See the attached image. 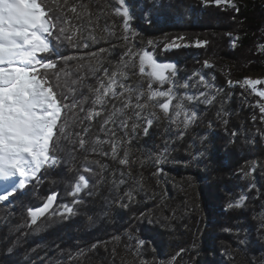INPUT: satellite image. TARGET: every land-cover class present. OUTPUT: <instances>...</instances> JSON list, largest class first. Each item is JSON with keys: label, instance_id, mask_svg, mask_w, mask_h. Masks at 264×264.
<instances>
[{"label": "trees", "instance_id": "trees-1", "mask_svg": "<svg viewBox=\"0 0 264 264\" xmlns=\"http://www.w3.org/2000/svg\"><path fill=\"white\" fill-rule=\"evenodd\" d=\"M68 3L87 6L97 36L87 41L88 48H74L67 41L58 45L62 55L84 58L79 63L85 67L79 71L76 60L57 64L62 68L66 63L65 71L71 73L62 75L61 84L67 80L75 99L87 97L85 112L93 107L90 87L97 88L101 80L107 83L104 69L111 73L125 63L129 67L123 69L128 73L123 83L139 85L147 97L148 80L135 74L139 57L130 59L131 49L148 51L157 61L176 66L173 105L181 101L197 116L184 127V114L175 117L173 107L169 116L175 123L159 108H145L139 117L128 109L126 128L117 115L115 123L102 130L100 121L121 105L109 97L100 117L82 124L78 120L69 129L73 133L92 125L84 148L61 141L62 150L55 153L58 162L0 202V264H264V113L258 106L264 101L250 88L228 83L250 73L264 74V0H240L239 11L206 6L203 0H125L133 17L128 32L123 17L113 11L120 7L118 0ZM88 20L84 16L76 23L87 25ZM88 31L92 28L83 35ZM177 37L190 46L167 49ZM196 40L208 43L196 47ZM91 52L97 56H89ZM98 60L102 66L93 73L88 62L95 65ZM205 61L214 67L205 66ZM81 76L79 83H72ZM169 87L152 84L156 90ZM79 109L75 111L83 117ZM134 122L139 125L135 130ZM96 138L109 143H92ZM116 141L120 143L114 158ZM164 149L167 162L154 165L148 157ZM125 152L127 165L119 162ZM85 165L91 170L83 171ZM158 167L164 171L154 175ZM79 175L88 180V187L73 196ZM53 194L52 205L32 224L29 209L46 205ZM241 196V207H228ZM65 205L73 209L71 214ZM139 240L145 241L142 247Z\"/></svg>", "mask_w": 264, "mask_h": 264}, {"label": "snow or ice", "instance_id": "snow-or-ice-1", "mask_svg": "<svg viewBox=\"0 0 264 264\" xmlns=\"http://www.w3.org/2000/svg\"><path fill=\"white\" fill-rule=\"evenodd\" d=\"M203 3L206 6L214 4L217 7L226 5L239 11L234 0H203ZM118 4L120 7L114 8V14L123 17V27L125 32H128L130 31L129 21L133 17L125 0H118ZM78 8L81 10L78 11ZM68 13H72V15L69 16ZM84 16L89 18L87 25L76 23ZM91 16L86 5L69 4L68 0H63L62 3L61 0H0V185H2L0 202L8 200L14 193L22 190L29 177L36 179L37 173L41 169L55 165L59 160L55 153L62 150L61 141L70 140L73 144L78 143L83 149L88 143L84 137L91 128V123L84 128L82 133H73L69 129L78 120L82 124L83 121H92L94 118L100 117L105 111V105L109 103V97L112 100H120L121 105L119 109L113 106V111L100 121L102 130L107 129V125L110 123H115L114 117L117 115L123 117L120 126L126 128L127 121L131 118L127 114L128 109L133 110L132 116L139 117L145 108H159L170 122L175 123V120L169 116L170 107H173L175 117L179 118L182 113L184 114V127L196 119L197 113L189 112L181 101H177L173 105V100L176 99L172 90L175 86L173 78L176 66L171 63L158 62L154 55L148 51L141 50V52L132 53L131 49L128 50L130 59L135 60L137 56L139 57L138 72L135 74L146 77L148 80L147 97L145 98V91L139 85L136 88H131L123 83V79L128 76V73L123 69L129 67V64L125 63L121 68L111 73L104 69L107 83L101 80L97 88L90 87L89 90L94 92L93 107L85 112L82 105L86 102L87 97L77 100L74 98V90L68 85L67 80L65 79L64 84H61L62 75L66 78L71 73L65 71L66 63L64 67L58 68L57 61L76 60L78 61L75 66L77 71L85 67L84 64L79 63L84 59L82 56L62 55L58 45L67 41L74 48H88L87 41L89 39L96 41L97 36ZM89 27L92 28V31H88L87 36H84V31ZM128 38V36L124 37L125 40ZM183 39V37L176 38V40ZM148 43L152 44V41H148ZM207 43L206 40H196L195 46L202 47ZM181 46L190 45H181L174 40L165 47ZM260 47L261 50H264V45ZM100 51L105 50L100 49ZM88 55L95 57L97 52H91ZM101 66L102 61L100 60L95 65L91 61L88 62V68L93 73L99 71ZM131 66L136 67L135 64ZM205 66L214 67L208 61H205ZM117 77H121V79H117ZM83 78L81 76L77 80H73L72 83H79ZM201 80H204V77H201ZM157 82L161 86L169 84L172 87L164 90L153 89L152 84ZM228 83L229 85L234 84L232 80H229ZM235 83L240 84L241 87L250 88L256 96L264 98V90L257 89V85H264V79L244 78ZM184 87H187V84ZM69 93L73 94L71 100ZM134 93L135 102H133ZM158 98L164 99L158 100ZM186 98L192 100L194 97L187 96ZM154 101L155 103H152ZM205 102L210 103L211 101ZM97 105L99 109L95 107ZM78 106H80V112H85L83 117H80L79 113L75 111ZM258 106L260 112L264 113V103H260ZM150 115L156 116V113L150 112ZM146 123L151 125L152 120L149 119ZM138 126L134 122L133 130ZM109 131L114 135V132ZM145 133H147V128H145ZM92 143H109V141H101L96 138ZM119 143V141L112 142L111 155L114 158L117 156ZM95 150L93 148V151ZM103 154L107 155L108 153ZM148 159H151L154 165L167 162V149H164L155 158L149 156ZM119 162L125 165L129 163L127 152ZM90 170L87 165L83 167L85 172ZM163 171V168L158 167L153 174L156 175ZM252 171H255L254 167ZM18 177L19 179H17ZM87 187L88 180L83 175H79L74 184V190L70 194L76 196L82 188ZM127 195L131 199L132 194L128 193ZM55 199L56 196L53 194L46 205L29 209L32 224H36L37 218L47 212ZM244 200L245 197L241 196L238 201L230 203L228 207H241ZM76 202L79 203V199ZM123 206L127 207L128 205ZM63 207L65 212L69 214L73 212L71 207L67 205ZM55 214L53 213V215ZM59 215L63 216L64 212ZM144 243V240L138 241L140 247ZM144 264L147 262L145 261Z\"/></svg>", "mask_w": 264, "mask_h": 264}, {"label": "rangeland", "instance_id": "rangeland-1", "mask_svg": "<svg viewBox=\"0 0 264 264\" xmlns=\"http://www.w3.org/2000/svg\"><path fill=\"white\" fill-rule=\"evenodd\" d=\"M234 2L238 5L239 2H240V0H234ZM175 42L178 43V44H181V45H188V43H187L186 41H184V40H177V41H175ZM182 47H186V46L173 47V48H167V49H169V50H173V49H179V48H182ZM154 58H155V57H154ZM158 62H159V61H158ZM244 78L264 79V74H263V73H250V74H248V75H244V76H242L241 78H239V79L233 81L234 84H233L232 86L238 84V83H235V82H237V81H242ZM257 89H258V90H264V85H257ZM260 98H261V97H260ZM261 99L264 101V98H261ZM37 174H38V173H37ZM31 180H32V178L29 177V180L26 182V184H27L29 181H31ZM0 187H2V185H0ZM83 189H85V188H82V190H83ZM82 190H81V191H82Z\"/></svg>", "mask_w": 264, "mask_h": 264}, {"label": "bare ground", "instance_id": "bare-ground-1", "mask_svg": "<svg viewBox=\"0 0 264 264\" xmlns=\"http://www.w3.org/2000/svg\"><path fill=\"white\" fill-rule=\"evenodd\" d=\"M17 179H19V177Z\"/></svg>", "mask_w": 264, "mask_h": 264}]
</instances>
